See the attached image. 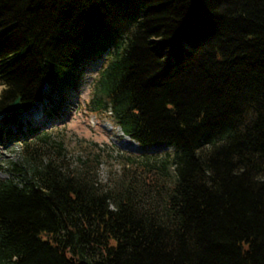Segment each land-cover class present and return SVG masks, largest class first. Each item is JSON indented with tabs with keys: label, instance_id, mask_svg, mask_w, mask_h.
I'll return each mask as SVG.
<instances>
[{
	"label": "trees",
	"instance_id": "16d2710c",
	"mask_svg": "<svg viewBox=\"0 0 264 264\" xmlns=\"http://www.w3.org/2000/svg\"><path fill=\"white\" fill-rule=\"evenodd\" d=\"M108 50L88 110L172 153L71 167L60 130L19 138L10 104L50 108L45 88ZM0 85L19 149L0 264H264V0H0ZM111 158L105 185L93 170Z\"/></svg>",
	"mask_w": 264,
	"mask_h": 264
},
{
	"label": "rangeland",
	"instance_id": "374dc122",
	"mask_svg": "<svg viewBox=\"0 0 264 264\" xmlns=\"http://www.w3.org/2000/svg\"><path fill=\"white\" fill-rule=\"evenodd\" d=\"M111 51V50H110ZM109 60V50L99 53L95 58L86 61L76 77V85L62 93L49 94V87L45 88V94L54 99L55 103L49 108L48 100L44 103H36L29 110H22L17 116V123L23 136L29 138L35 130L54 131L58 129L64 136L67 144V158L71 167L80 166V161L91 160L93 152L101 149L103 153H112L115 149L118 155H150L163 156L172 153V148L157 146L145 148L141 154L129 152L118 146L123 142L122 131L106 114H96L88 110V104L93 96V86L99 72L106 66ZM0 85V89H1ZM48 107V111L45 110ZM56 107L55 114L50 115L49 110ZM34 109L35 114L30 117H22L25 112ZM11 129L17 133V129L0 114V179H7L6 162L17 161L19 158L18 145L13 139L7 138V132ZM120 131H119V130ZM10 136V135H9ZM121 145V144H120ZM92 151L91 153H89ZM113 151V150H112ZM89 153V154H88ZM115 155V154H114ZM113 155V156H114ZM119 159H102L93 170L94 178L102 184H108L109 179L120 168Z\"/></svg>",
	"mask_w": 264,
	"mask_h": 264
},
{
	"label": "bare ground",
	"instance_id": "6f19581e",
	"mask_svg": "<svg viewBox=\"0 0 264 264\" xmlns=\"http://www.w3.org/2000/svg\"><path fill=\"white\" fill-rule=\"evenodd\" d=\"M33 114H35L34 109H32L31 111L23 113L21 116L26 118V117H30ZM121 135L123 136V142L122 143H118V146H120L121 148H123L126 151L133 152V153H136V154L145 153L144 150L141 149L138 144H136L135 142L131 141L123 133H121Z\"/></svg>",
	"mask_w": 264,
	"mask_h": 264
},
{
	"label": "water",
	"instance_id": "95a60500",
	"mask_svg": "<svg viewBox=\"0 0 264 264\" xmlns=\"http://www.w3.org/2000/svg\"><path fill=\"white\" fill-rule=\"evenodd\" d=\"M12 110L16 113H20L23 110V106L20 104L19 99H16L12 104L9 105L6 113Z\"/></svg>",
	"mask_w": 264,
	"mask_h": 264
}]
</instances>
